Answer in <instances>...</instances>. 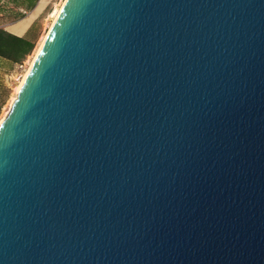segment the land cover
I'll use <instances>...</instances> for the list:
<instances>
[{
  "label": "water",
  "instance_id": "1",
  "mask_svg": "<svg viewBox=\"0 0 264 264\" xmlns=\"http://www.w3.org/2000/svg\"><path fill=\"white\" fill-rule=\"evenodd\" d=\"M0 264H264V0H66L0 123Z\"/></svg>",
  "mask_w": 264,
  "mask_h": 264
},
{
  "label": "rangeland",
  "instance_id": "2",
  "mask_svg": "<svg viewBox=\"0 0 264 264\" xmlns=\"http://www.w3.org/2000/svg\"><path fill=\"white\" fill-rule=\"evenodd\" d=\"M60 2L61 0H38L35 7L29 11L14 7L10 3L0 4V28L17 35H27L34 39V49L45 32L48 31L51 22L49 15L54 6ZM18 10L25 12V17L16 20L14 13ZM32 51L21 63H15L10 67L8 63L0 62V120L8 111L9 100L15 93V87L27 69L28 58L31 56Z\"/></svg>",
  "mask_w": 264,
  "mask_h": 264
},
{
  "label": "trees",
  "instance_id": "3",
  "mask_svg": "<svg viewBox=\"0 0 264 264\" xmlns=\"http://www.w3.org/2000/svg\"><path fill=\"white\" fill-rule=\"evenodd\" d=\"M37 2L38 0H0V4L10 3L14 7L21 8L24 11L33 9ZM24 17L25 12L23 11L18 10L14 13L16 20ZM33 47L34 39L29 36L17 35L4 28H0V62L8 63L9 67L15 63H21L32 51Z\"/></svg>",
  "mask_w": 264,
  "mask_h": 264
},
{
  "label": "bare ground",
  "instance_id": "4",
  "mask_svg": "<svg viewBox=\"0 0 264 264\" xmlns=\"http://www.w3.org/2000/svg\"><path fill=\"white\" fill-rule=\"evenodd\" d=\"M66 0H61V2L59 4H56L51 12V14L49 15V18L51 19V22L49 23V26H48V31L45 32V34L42 36V38L39 40L37 46H35V48L33 49L32 51V54L31 56L28 58V65H27V69L25 71V73L23 74L22 78L20 79L18 85L15 87V93L13 94V96L10 98L9 100V106H8V111L7 113L9 112V110L11 109V106L13 104V102L15 101L16 97H17V94L19 93L24 81H25V78L28 74V72L30 71L40 49H41V46L48 34V32L50 31L53 23L55 22L57 16L59 15V12L60 10L62 9L64 3H65ZM44 3V2H43ZM7 113H5V115H3L4 117L0 120V123L1 121L5 118V116L7 115Z\"/></svg>",
  "mask_w": 264,
  "mask_h": 264
},
{
  "label": "crops",
  "instance_id": "5",
  "mask_svg": "<svg viewBox=\"0 0 264 264\" xmlns=\"http://www.w3.org/2000/svg\"><path fill=\"white\" fill-rule=\"evenodd\" d=\"M38 3V2H37Z\"/></svg>",
  "mask_w": 264,
  "mask_h": 264
}]
</instances>
